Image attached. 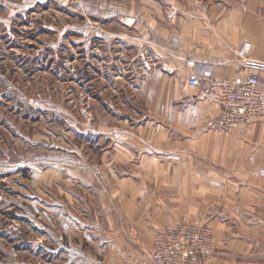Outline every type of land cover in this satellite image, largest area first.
<instances>
[{
	"label": "rangeland",
	"instance_id": "374dc122",
	"mask_svg": "<svg viewBox=\"0 0 264 264\" xmlns=\"http://www.w3.org/2000/svg\"><path fill=\"white\" fill-rule=\"evenodd\" d=\"M201 4L0 0V264H151L175 223L144 234L127 200L154 196L157 166L199 165L153 132L183 65L162 33Z\"/></svg>",
	"mask_w": 264,
	"mask_h": 264
},
{
	"label": "crops",
	"instance_id": "0c3cea01",
	"mask_svg": "<svg viewBox=\"0 0 264 264\" xmlns=\"http://www.w3.org/2000/svg\"><path fill=\"white\" fill-rule=\"evenodd\" d=\"M169 24L163 38L179 47L177 62L183 59V65L178 84L168 87L170 101L160 117L165 126L153 135L167 139L162 152L169 157L183 154L199 159V165L155 167L154 196L147 195L140 209L127 200L130 225L152 234L160 224L206 217L214 229L216 254L209 263L192 264H264V179L255 174L264 168V117L216 124L220 81L245 78L252 71L239 70L240 59L264 63V0H202L179 21L169 18ZM204 63L212 65V75L190 86V71ZM160 65L174 68L170 59ZM260 74L264 78V71Z\"/></svg>",
	"mask_w": 264,
	"mask_h": 264
},
{
	"label": "built area",
	"instance_id": "2783aa9c",
	"mask_svg": "<svg viewBox=\"0 0 264 264\" xmlns=\"http://www.w3.org/2000/svg\"><path fill=\"white\" fill-rule=\"evenodd\" d=\"M246 49L245 45L244 51ZM237 68L252 71L245 78L220 81V111L216 117L220 127L264 117V78L260 74L264 71V63L243 58L238 61ZM211 75V64H197L188 75V84L198 87L203 77ZM255 174L264 179V168L256 169ZM215 251L214 232L207 223L182 221L157 229L149 260L151 264H192L195 259L208 263ZM137 264L147 263L140 260Z\"/></svg>",
	"mask_w": 264,
	"mask_h": 264
}]
</instances>
